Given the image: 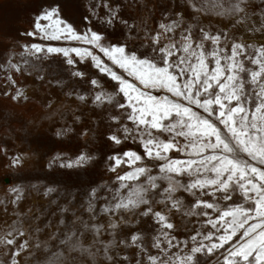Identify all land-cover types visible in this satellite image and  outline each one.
I'll use <instances>...</instances> for the list:
<instances>
[{
	"label": "snow or ice",
	"instance_id": "snow-or-ice-1",
	"mask_svg": "<svg viewBox=\"0 0 264 264\" xmlns=\"http://www.w3.org/2000/svg\"><path fill=\"white\" fill-rule=\"evenodd\" d=\"M69 6L84 9V30L65 17ZM156 7L152 0H42L32 30L21 33L88 46L31 43L19 55L29 70L62 56L77 82L65 96L94 114L76 133L82 143L47 166L100 180L82 185V198L67 193L56 209L63 227L46 240L39 224L24 229L40 216L21 212L0 230V264H22L32 249L45 254V264H264V0H166L149 27ZM213 16L224 26L215 27ZM116 29L112 42L108 33ZM89 59L107 80L79 67ZM7 66L25 71L12 59ZM7 79L15 92L4 95L27 101ZM37 79L45 80L42 71ZM73 123H82V113ZM73 131L65 124L54 135L63 140ZM8 160L22 164L19 155ZM101 165L116 174L114 183L101 182ZM121 166L130 170L120 174ZM9 192L18 205L22 189ZM185 219L200 226L180 239Z\"/></svg>",
	"mask_w": 264,
	"mask_h": 264
},
{
	"label": "rangeland",
	"instance_id": "rangeland-1",
	"mask_svg": "<svg viewBox=\"0 0 264 264\" xmlns=\"http://www.w3.org/2000/svg\"><path fill=\"white\" fill-rule=\"evenodd\" d=\"M41 2L42 0H0V35L6 37L0 38V149H7L6 153L0 151V201L5 202L4 205H0V230L7 231L8 226L16 220L21 212L26 217L39 215L38 221L33 220L31 226L24 225V229L29 231L30 228L39 224L42 230L37 235L43 241L47 239L50 232H56L63 227L58 223L59 213L56 212V209L57 205H64L70 199L67 193L72 192L77 195L78 199L82 198L86 191V187L82 185L86 184L90 178L100 180V176L93 174L89 177L81 171V175L77 177L74 170L47 166L54 154L64 151L71 155L75 145L82 143L76 133L90 124L94 114L80 105L75 98L65 96L64 93L77 82L70 79L69 66L63 62L62 56H52L44 60L43 63H38L36 69L29 70L28 66L23 64V59L19 55L20 45L37 43L57 47H88L76 41H50L43 40L39 36L21 35L22 32L32 30L33 17ZM75 3L76 0H73V4ZM152 3L157 7L153 18L149 20V27H153L159 20L162 14L159 5L166 3V0H152ZM83 11L82 7L69 6L64 15L78 25L81 30H84L83 23L80 21ZM201 19L204 18L201 17ZM208 19L212 20L215 27L224 26L216 23L214 16ZM95 27L97 26L94 25ZM108 38L112 42H116L119 38V29L109 30ZM26 58L30 61L34 59ZM8 59L21 64L25 68L23 74L10 69L7 66ZM91 64L89 59L79 67L82 70L86 69L90 75L101 77L102 81L107 80ZM37 71L43 72L44 81L37 79ZM117 71L119 70L117 69ZM9 76L13 77L16 84L26 92L27 101L15 102L4 95L6 91L15 92V88L7 79ZM56 80H62L65 86H57ZM49 105L51 106L49 107ZM81 113L82 123L74 124V114ZM65 124L71 125L74 131L63 140L58 139L54 133L57 128ZM96 146L103 147L100 140L96 141ZM124 147L136 148L132 144ZM12 155L21 157L22 164L19 167L10 166L8 157ZM129 170L126 166H121L117 172L123 174ZM97 172L102 174L101 182L109 184L115 182L116 174L105 171L103 165L97 169ZM17 186L22 189V198L18 205H11L12 194L9 189ZM48 187H53L57 191L45 196L44 192ZM235 198L239 199V197ZM51 201L56 203H51ZM4 207L8 208L7 212L3 211ZM13 208L16 211H13ZM184 223L188 224V228L187 230L183 227L180 228V239H186L193 227L200 226L195 219L192 223L185 219ZM133 227L143 228L144 225H134ZM106 237L107 234H105ZM29 239L34 240L35 238L29 237ZM155 251L153 250L154 253ZM31 252V255L22 254V264H30V262L31 264H45L43 252H37L35 249H32ZM126 254L131 256L132 250H128ZM5 258V250L0 248V259Z\"/></svg>",
	"mask_w": 264,
	"mask_h": 264
}]
</instances>
